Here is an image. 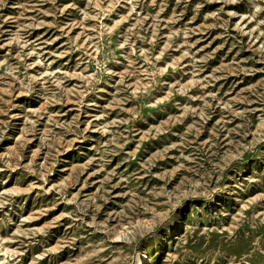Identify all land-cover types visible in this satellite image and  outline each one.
Instances as JSON below:
<instances>
[{
  "label": "rangeland",
  "instance_id": "rangeland-1",
  "mask_svg": "<svg viewBox=\"0 0 264 264\" xmlns=\"http://www.w3.org/2000/svg\"><path fill=\"white\" fill-rule=\"evenodd\" d=\"M0 264H264V0H0Z\"/></svg>",
  "mask_w": 264,
  "mask_h": 264
},
{
  "label": "bare ground",
  "instance_id": "bare-ground-1",
  "mask_svg": "<svg viewBox=\"0 0 264 264\" xmlns=\"http://www.w3.org/2000/svg\"><path fill=\"white\" fill-rule=\"evenodd\" d=\"M139 255V258L141 259V258H144V260H147V262L149 261V262H151V256L150 255H146L145 253H143V251L142 252H140V254H138Z\"/></svg>",
  "mask_w": 264,
  "mask_h": 264
}]
</instances>
